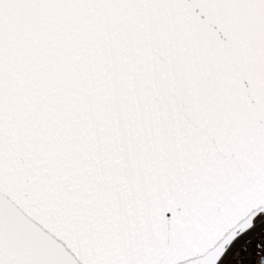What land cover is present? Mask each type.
I'll list each match as a JSON object with an SVG mask.
<instances>
[{"label":"snow or ice","instance_id":"obj_1","mask_svg":"<svg viewBox=\"0 0 264 264\" xmlns=\"http://www.w3.org/2000/svg\"><path fill=\"white\" fill-rule=\"evenodd\" d=\"M264 264V0H0V264Z\"/></svg>","mask_w":264,"mask_h":264},{"label":"crops","instance_id":"obj_2","mask_svg":"<svg viewBox=\"0 0 264 264\" xmlns=\"http://www.w3.org/2000/svg\"><path fill=\"white\" fill-rule=\"evenodd\" d=\"M257 257H258V255L254 254L253 257L250 260V264H256Z\"/></svg>","mask_w":264,"mask_h":264},{"label":"built area","instance_id":"obj_3","mask_svg":"<svg viewBox=\"0 0 264 264\" xmlns=\"http://www.w3.org/2000/svg\"><path fill=\"white\" fill-rule=\"evenodd\" d=\"M260 256L257 257L256 264H259Z\"/></svg>","mask_w":264,"mask_h":264}]
</instances>
